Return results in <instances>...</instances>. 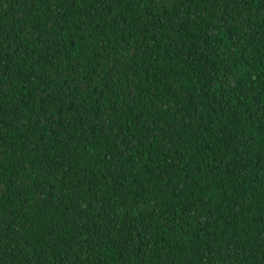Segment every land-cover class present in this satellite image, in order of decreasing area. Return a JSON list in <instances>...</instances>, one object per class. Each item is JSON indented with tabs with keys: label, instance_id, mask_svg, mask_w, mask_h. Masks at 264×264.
<instances>
[{
	"label": "trees",
	"instance_id": "trees-1",
	"mask_svg": "<svg viewBox=\"0 0 264 264\" xmlns=\"http://www.w3.org/2000/svg\"><path fill=\"white\" fill-rule=\"evenodd\" d=\"M0 264H264V0H0Z\"/></svg>",
	"mask_w": 264,
	"mask_h": 264
}]
</instances>
